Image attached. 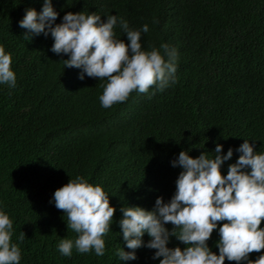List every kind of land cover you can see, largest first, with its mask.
I'll return each instance as SVG.
<instances>
[{
    "label": "trees",
    "instance_id": "16d2710c",
    "mask_svg": "<svg viewBox=\"0 0 264 264\" xmlns=\"http://www.w3.org/2000/svg\"><path fill=\"white\" fill-rule=\"evenodd\" d=\"M0 264H264V0H0Z\"/></svg>",
    "mask_w": 264,
    "mask_h": 264
}]
</instances>
